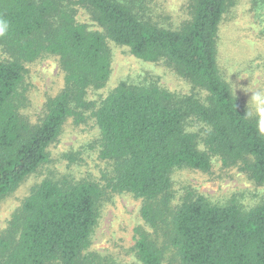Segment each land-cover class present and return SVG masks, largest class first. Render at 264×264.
<instances>
[{"label":"trees","instance_id":"16d2710c","mask_svg":"<svg viewBox=\"0 0 264 264\" xmlns=\"http://www.w3.org/2000/svg\"><path fill=\"white\" fill-rule=\"evenodd\" d=\"M151 1L0 0V199L48 160L65 120L89 104L86 90L108 80V38L137 58L167 62L206 96L122 82L110 92L94 111L100 156L114 163L106 188L142 199L141 218L163 231L165 248L181 264H264V204L243 209L196 196L171 206V172L207 171L212 156L264 183V128L239 105L217 65L219 25L234 0H188L191 17L177 27L155 21ZM76 6L87 8L103 33L77 22ZM44 54L59 57L65 88L48 100L40 123L29 125L18 111V88L24 63ZM192 121L203 136L187 130ZM103 194L92 181L42 180L0 235V264H118L87 252ZM163 248L139 232L142 264H163Z\"/></svg>","mask_w":264,"mask_h":264},{"label":"rangeland","instance_id":"374dc122","mask_svg":"<svg viewBox=\"0 0 264 264\" xmlns=\"http://www.w3.org/2000/svg\"><path fill=\"white\" fill-rule=\"evenodd\" d=\"M151 5L157 11L155 21L160 25L177 27L191 17L188 0H152ZM260 6L255 8L253 0H234L226 10L217 34V65L239 105L250 115L257 116L264 128V5ZM76 8L77 22L103 33L87 8ZM106 45L111 55L108 80L100 87L86 90L84 99L89 104L65 120L58 136L47 147L48 160L0 199V235L8 227L13 213L42 180L92 181L104 189V194L99 201L97 223L87 252L118 264H142L136 256L135 243L139 232L144 231L159 247H164L163 264H181L174 249L165 248L163 231L154 230L141 218L142 199L106 188L114 175V163L100 156V130L94 111L121 82L132 86L156 85L176 95L195 93L205 98L206 93L194 88L165 61L137 58L128 47L108 38ZM0 58H6L1 50ZM24 68L18 88V111L29 125H37L46 114L48 100L65 88L64 71L59 57L52 54L26 62ZM186 128L204 135L202 125L194 121ZM199 148L204 150L201 140ZM170 176L174 209L184 199L196 196L220 205L233 201L243 209L264 204V183L253 181L238 165H223L217 156H212L207 171L175 168Z\"/></svg>","mask_w":264,"mask_h":264}]
</instances>
